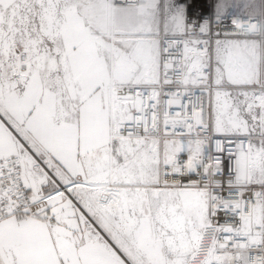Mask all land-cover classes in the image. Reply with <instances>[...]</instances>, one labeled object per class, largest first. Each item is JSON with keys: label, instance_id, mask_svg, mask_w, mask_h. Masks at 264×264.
I'll use <instances>...</instances> for the list:
<instances>
[{"label": "snow or ice", "instance_id": "obj_1", "mask_svg": "<svg viewBox=\"0 0 264 264\" xmlns=\"http://www.w3.org/2000/svg\"><path fill=\"white\" fill-rule=\"evenodd\" d=\"M0 264H264V0H0Z\"/></svg>", "mask_w": 264, "mask_h": 264}]
</instances>
